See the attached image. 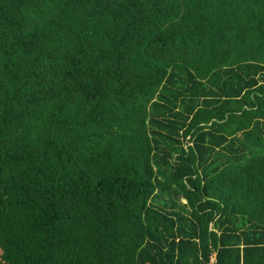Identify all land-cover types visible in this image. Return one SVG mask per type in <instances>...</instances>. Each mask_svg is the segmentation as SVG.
Returning <instances> with one entry per match:
<instances>
[{
	"label": "trees",
	"instance_id": "1",
	"mask_svg": "<svg viewBox=\"0 0 264 264\" xmlns=\"http://www.w3.org/2000/svg\"><path fill=\"white\" fill-rule=\"evenodd\" d=\"M264 264V0H0V261Z\"/></svg>",
	"mask_w": 264,
	"mask_h": 264
},
{
	"label": "crops",
	"instance_id": "2",
	"mask_svg": "<svg viewBox=\"0 0 264 264\" xmlns=\"http://www.w3.org/2000/svg\"><path fill=\"white\" fill-rule=\"evenodd\" d=\"M211 255H212L211 257L209 256V259L211 258L210 259V264H213L214 263V260H215V256H214L213 253Z\"/></svg>",
	"mask_w": 264,
	"mask_h": 264
},
{
	"label": "rangeland",
	"instance_id": "3",
	"mask_svg": "<svg viewBox=\"0 0 264 264\" xmlns=\"http://www.w3.org/2000/svg\"><path fill=\"white\" fill-rule=\"evenodd\" d=\"M211 259V258H210ZM0 264H13L12 262H4V263H2L1 261H0Z\"/></svg>",
	"mask_w": 264,
	"mask_h": 264
}]
</instances>
